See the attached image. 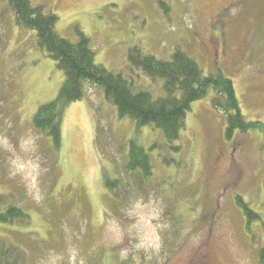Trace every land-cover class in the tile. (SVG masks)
I'll use <instances>...</instances> for the list:
<instances>
[{
	"label": "rangeland",
	"instance_id": "rangeland-1",
	"mask_svg": "<svg viewBox=\"0 0 264 264\" xmlns=\"http://www.w3.org/2000/svg\"><path fill=\"white\" fill-rule=\"evenodd\" d=\"M31 1L58 14L62 37L87 35L97 64L130 79L135 92L166 94L164 78L133 65L134 49L163 61L181 50L205 74L231 78L243 115L264 122V0ZM64 80L36 31L0 0V193L31 213L25 226H0V235L23 247L25 264H260V127L229 139L211 91L192 102L170 142L162 129L121 117L102 87L86 83L85 96L62 109L55 150L33 117ZM132 140L146 148L153 175L145 190L133 179L122 205L105 182L125 175Z\"/></svg>",
	"mask_w": 264,
	"mask_h": 264
},
{
	"label": "trees",
	"instance_id": "trees-1",
	"mask_svg": "<svg viewBox=\"0 0 264 264\" xmlns=\"http://www.w3.org/2000/svg\"><path fill=\"white\" fill-rule=\"evenodd\" d=\"M9 4L18 23L36 31L38 46L57 62L65 74L58 97L40 106L33 117L35 129L51 137L55 150L62 143V109L85 96L86 83L102 87L106 98L115 104L121 117L134 120L140 127L152 125L162 129L170 142L180 138L192 102L208 96L211 91L214 92L213 106L226 115V135L229 139L238 131L249 132L256 127L264 131V122L249 121L243 115L231 78L222 72L205 74L197 61L181 50L174 52L171 61L159 60L152 55L143 56L139 49L130 53L133 65L153 79L164 78L166 94L155 99L148 91L135 92L133 82L122 74L97 64L91 39L83 32H78L76 42L62 37L56 30L59 16L55 12L48 11L43 5H34L31 0H9ZM153 168L146 148L132 140L124 167L125 175L119 174L118 179L106 178L109 195L116 203L125 205L132 197L135 186L145 190L144 184L153 175ZM133 179L135 186L132 185ZM3 194L0 193V226L11 229L15 225L25 226L31 218L28 208L14 200L9 201ZM238 200L239 205L247 208L240 197ZM259 259L260 264H264V246L259 251ZM25 260L23 247L0 235V264H25Z\"/></svg>",
	"mask_w": 264,
	"mask_h": 264
}]
</instances>
